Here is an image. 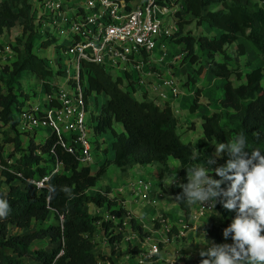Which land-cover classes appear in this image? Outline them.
Listing matches in <instances>:
<instances>
[{"label":"trees","instance_id":"1","mask_svg":"<svg viewBox=\"0 0 264 264\" xmlns=\"http://www.w3.org/2000/svg\"><path fill=\"white\" fill-rule=\"evenodd\" d=\"M258 0H177L181 8L176 12V22L181 33L178 40L182 50L192 63H198L194 71L199 76L209 70L215 76L226 79L223 86L224 96L219 100L223 110H215L203 116V135L195 142H185L178 131L179 120L175 115L171 100L163 102L149 97L147 91L141 97L133 94L137 85L130 74L126 79L114 75L105 65L86 62V71H80V80L86 85V97L96 94L93 106L92 133L95 136L93 150H102L97 137L110 132L113 136L111 148L113 159H105L96 171L91 164L80 165L78 160L62 147L55 132L48 135L44 142H35L30 137L28 147L17 158L16 152L22 149L26 137L18 131L20 120L14 117V109L25 110L27 93L21 91L22 85L15 86L20 72L28 71L43 81L45 91L52 92L57 87L50 78L56 73L34 47H49L57 41V35L35 23L32 0H0V32L10 31L20 25L22 36L13 46L16 59L0 85V126L9 127L15 134L6 133L0 141V153L6 144L14 145V152L8 157L1 156L4 168L0 170V199L8 202L10 211L6 218H0V264H99L111 260L95 252L97 223L100 221L103 236L112 243L123 242V222L129 216L128 210L116 198H110L111 188L94 194L87 190L103 179L111 164H115L121 174L126 176L136 165H158V178L163 182L173 175L169 163L171 157L179 161L178 176L180 183L187 182L186 169L206 166V161L214 154L213 142H228L239 134L246 137V151L259 149L264 155V68L256 66L243 74L241 67L233 59L247 53L244 42L250 41L264 60V8L257 6ZM195 21L198 25L208 24L220 30L219 34L193 36L182 34L185 24ZM199 48L205 56L200 61ZM239 63V62H238ZM235 76L238 83L231 77ZM244 81H241L242 77ZM19 89L20 92H16ZM104 96L99 103L98 97ZM198 96L191 110L198 105ZM116 123H121L122 131H117ZM55 148L58 159L67 172H51L47 162L48 152ZM27 149V150H26ZM37 150H39L37 152ZM108 151L107 148L103 149ZM227 153L217 158V165L227 161ZM10 161V162H9ZM48 175L47 187H39L32 180ZM7 188H4L3 185ZM230 182H225L228 187ZM64 188L69 189L68 192ZM182 192L179 187L172 189L173 199L183 211L187 220L191 216V204L174 197ZM107 206L110 218L104 219L89 213L84 205ZM223 216L216 221L211 214L210 221L204 226L208 239L216 244L226 243L223 229L228 227L237 215L236 210H226L222 204L215 207ZM232 215L231 219L228 217ZM134 230L143 231L134 217H130ZM158 225L160 224L159 221ZM156 225V226H158ZM160 227V225L158 226ZM19 232L13 233L12 230ZM177 232L173 225L168 235ZM150 235V233H145ZM264 234V233H262ZM48 239L50 246L39 245L37 241ZM231 242V236H229ZM135 251L137 247H135ZM138 251V250H137ZM201 257L185 259V264H200Z\"/></svg>","mask_w":264,"mask_h":264},{"label":"built area","instance_id":"2","mask_svg":"<svg viewBox=\"0 0 264 264\" xmlns=\"http://www.w3.org/2000/svg\"><path fill=\"white\" fill-rule=\"evenodd\" d=\"M35 23L46 28L48 22L51 31L62 35L67 33L71 39L66 47L70 57L69 67L74 66V75H67L66 82L46 93L44 104H34L31 108L20 111L22 120L20 125L24 129L48 128L55 132L58 141L80 163L88 165L94 161L92 120L93 102L91 96L86 97V85L80 80V71H86L85 63L103 64L114 75L126 77L130 74L137 85V90L151 91L158 101L171 100L178 95L177 84L169 73L150 68L151 52L155 49L159 39L171 37L172 33L179 32L176 22V12L181 8L177 0H136L130 5L128 0H33ZM6 52H11L9 45ZM163 52L161 62L165 60ZM160 62V63H161ZM134 67L140 75L135 78L130 68ZM151 84L146 87V82ZM126 79V78H125ZM169 89V92L165 89ZM136 91L133 92L135 95ZM171 96V98H170ZM0 170L4 168L1 161ZM51 172H67L58 159L55 148L48 152ZM10 162V161H9ZM209 169L214 166L206 165ZM211 171L209 172L210 175ZM48 175L32 180L39 187H47L45 181ZM225 190L227 186L222 184ZM151 182L138 180L134 186V194L139 199H149L152 203L157 196H149ZM215 209V208H214ZM214 209L205 202L191 204L190 219L210 214ZM112 216L107 214L105 219ZM130 215L125 218L123 227V242L128 244L125 256L136 257L137 264H174L170 259L163 258V249L158 241L152 242L142 237L130 224ZM166 231L171 227L167 218L162 214L155 217ZM188 220V222H189ZM161 227V226H160ZM188 224L185 223L177 230L173 237L186 236ZM208 236V232L204 231ZM168 241V240H166ZM209 245L208 247H210ZM137 247L136 253L131 248ZM156 252L153 255V252ZM99 264H113L111 260L100 261Z\"/></svg>","mask_w":264,"mask_h":264},{"label":"rangeland","instance_id":"3","mask_svg":"<svg viewBox=\"0 0 264 264\" xmlns=\"http://www.w3.org/2000/svg\"><path fill=\"white\" fill-rule=\"evenodd\" d=\"M33 1V0H32ZM130 2V5L135 4L136 0H128ZM258 6H262L264 8V0H258L257 1ZM194 23V24H193ZM198 24L195 21H191L187 24H185L182 34L186 33H193L195 34H200L202 33V30L198 28ZM207 26H209L207 24ZM194 27V29H193ZM210 27V26H209ZM216 29V28H213ZM51 26L47 22L46 23V28L44 29V33L47 31H51ZM219 30V29H217ZM68 33V32H67ZM67 33L65 35L60 34L59 32H54L55 35H57V41L50 45L49 47H34V50L36 52H39L42 56H44L47 59V62L52 65L53 70L56 72L51 78L50 81L51 83H58L59 85L64 84L66 82V76L69 75H74V66L69 67V72L65 71L66 68L70 65V57L66 53V47L70 43L71 39L68 37ZM180 31L176 33H172L171 37L165 38V39H159L156 43L155 49L151 52L150 57H151V62L150 63V68L155 69V70H160L162 72H165V74L169 73L170 76L173 77L174 81L177 84L178 88V95L175 97L170 96L171 101L174 99V103L177 104L178 98L181 96L182 99H185L184 104L186 106V112L187 113H193L191 110V105L194 104L195 99L197 97V94L199 93L200 95V90H204V86L202 87H197L196 89L193 90V86H196V83H203L205 82V74L203 76H199L196 71H194L195 68H198V63H192L190 61V57L187 55L186 52H183L182 47L183 44L179 43L178 40L180 38ZM22 36V29L20 25L15 26L13 29L10 31H4L0 32V85L4 86V80L8 77L9 72L5 71L4 66H10V64L15 60V53L13 51V46H17V39ZM245 42L244 39H240ZM246 42L249 44V51L247 52V57H244L243 64H245V67L248 65H253L254 63L256 64L257 61L260 58L261 63L260 66L264 65V60L259 53V51L256 49V47L248 40ZM9 45L12 49L11 52H6L5 46ZM197 54L200 56V61L203 63L205 62V56L203 55V52L197 47ZM5 51V52H4ZM163 52H166L165 60L163 62L160 61V59L163 57ZM258 53V54H256ZM161 62V63H160ZM132 72L134 73V77L137 78L141 72H137L134 67L130 68ZM221 78V77H220ZM149 81L146 82V87L149 88L151 82V77L148 78ZM211 81L213 80L212 78ZM201 81V82H200ZM209 81V80H208ZM234 82L238 83L236 77H234ZM213 83V82H212ZM263 84H264V79H263ZM22 85V90L23 92L27 93V97H19V100H28V104H26L25 108H31L33 104L38 103V97L41 99V101H44L46 98V91L43 85V82H41L38 78L35 77L34 74L28 73L26 77H22L20 80L16 81L15 86ZM217 85H210L208 91L216 87ZM24 88L27 90L25 91ZM220 87H217L216 90H219ZM7 88L5 87V90ZM166 91L169 92V89H165ZM16 92H20L19 89H15ZM183 91V92H182ZM142 89H138L135 93L137 97L142 96ZM208 94V92H206ZM96 94H93V106L94 104L96 105V100L94 102ZM149 97H153L154 94L153 92H149L148 94ZM193 96H195L194 101H193ZM34 97V99H33ZM37 97V99H36ZM96 99V98H95ZM35 100V102H33ZM98 101L101 105L102 102L105 101L104 96H99ZM42 105V103H40ZM44 104V102H43ZM173 104V102H172ZM220 105L215 104V109L218 108ZM14 117L18 120H22L20 111L14 109ZM193 117V115H192ZM200 119V117H199ZM193 123V122H192ZM180 130V128H179ZM202 124L200 121H198V125L196 128H188L182 135V140L184 141H196L199 136L202 135ZM18 131L22 134V137H26V139L23 141V146L22 149L16 152V156L14 158H17L19 155L23 154L25 149L28 147V143L26 140L30 137L35 138V142H44L45 138L48 135L52 134V130L48 128H38V129H24L21 125L18 126ZM6 133H11L15 134L14 130L10 131V128L0 126V141L4 139V136H6ZM93 140L95 141V136H93ZM27 150V149H26ZM39 150H37L38 152ZM96 151H93L94 154V161L91 162V168L93 171H96L98 167L100 166V163L103 162V159L96 155ZM14 152V145L13 144H6L3 147V150L1 152V155L4 157H8V155ZM102 152V151H101ZM106 154V152H104ZM103 156V155H102ZM172 158V157H171ZM48 165V164H47ZM113 166L112 169L113 173L109 175L110 173L107 172V174L111 177H114L115 174H120L119 173V168L115 164H111ZM110 166V167H111ZM106 175V177L108 176ZM179 180V179H178ZM174 180L172 182V185H177V181ZM4 188H7L6 185H3ZM220 204V203H218ZM86 206V205H84ZM87 210V209H86ZM214 216H216V221L221 222L223 221V216L219 213V211L215 208L212 212ZM162 215L167 218L163 213ZM230 219L232 215L228 216ZM157 221V220H156ZM153 229H146V231H143L140 233L142 237H152V242L158 241L163 249V258L164 259H170L171 261L174 262V264H185V259H196L199 258V252L200 250H206L207 247L204 246V239L205 234L203 231L200 230V238L199 239H194L193 241H190L189 239L186 238H177L171 241V238L174 234L177 232H174L172 236L170 237L168 235L169 231H166V229L160 225L162 230H154L158 229V226H155V221ZM188 227L187 230L191 228L190 222H187ZM98 225V232L96 234V243H95V252L100 254L101 256H105L106 258H112L111 261L113 264H137L136 257L131 256L130 258H126L125 256L127 255L128 252V244L121 241L117 243H112L109 238L108 240L105 239L103 236V230L101 229L100 226V221L97 223ZM170 227L172 228L173 225L169 223ZM158 227V228H157ZM178 230V228L176 227ZM204 229V228H202ZM120 229L117 228L115 230V233L118 232ZM186 230V231H187ZM205 231V229H204ZM13 233L19 232L18 229L12 230ZM139 232V231H138ZM145 233H150V235H146ZM192 238V237H190ZM168 240V241H166ZM226 240V239H225ZM39 242V245H44V246H50V241L48 239H45L44 241H37ZM227 244H231L232 242L229 240V238L226 240ZM135 247L131 248V253H136L137 250L135 251ZM28 264H39L36 263L35 261H27Z\"/></svg>","mask_w":264,"mask_h":264},{"label":"clouds","instance_id":"4","mask_svg":"<svg viewBox=\"0 0 264 264\" xmlns=\"http://www.w3.org/2000/svg\"><path fill=\"white\" fill-rule=\"evenodd\" d=\"M245 146L246 137L242 133L216 144L215 155L206 164H216L217 158L227 153L226 164L214 169L206 166L186 169L187 182L179 184L182 192L174 197L202 206L207 202L211 209L220 203L226 210L237 211L231 224L223 229V237L227 240L231 236L233 242H212L206 250H200V264H264V155L259 149L249 155ZM210 171L220 179H213ZM225 182H230L226 190L221 187ZM9 211L8 202L0 199V218H6Z\"/></svg>","mask_w":264,"mask_h":264},{"label":"crops","instance_id":"5","mask_svg":"<svg viewBox=\"0 0 264 264\" xmlns=\"http://www.w3.org/2000/svg\"><path fill=\"white\" fill-rule=\"evenodd\" d=\"M198 28L202 30V33L200 34L193 33V36H199L201 34L214 35V34L220 33V30L213 29L207 26L205 22L199 25ZM240 41L244 42L243 40H240ZM244 43L246 45L247 52H248L249 44L246 42V40ZM37 53L41 57H43L47 62V59L44 56H42L39 52ZM232 55L235 57V59L233 60H235L236 62L237 61L239 62V63L237 62V64L240 65L243 74L253 69L256 66H260L259 64L261 63L260 58L256 64L254 63L253 65H248L245 67V64H243V60H240V59H244V57H247V53L245 55L237 57V59H236L235 54L232 53ZM15 59H16V56H15ZM11 64H10V67H11ZM49 65L52 68V65L51 64ZM262 67L264 68V65ZM28 73H29L28 71L20 72L17 77V81L20 80L22 77L23 78L26 77ZM234 77L235 76L231 77V80L233 82H234ZM209 78H212L213 80L211 81V79ZM151 79L153 78L151 77ZM244 79L245 77L243 76L241 81H244ZM205 80H206L205 82L201 84L196 83V86H193L194 87L193 90L196 89L197 87L204 86V90L203 89L200 90V95L198 96V105H197L198 107L195 111H193V113L190 114L186 112L187 109L184 104L185 99H182L181 96L178 98L177 104L174 103V100H177V99L170 101L171 103L173 102V104L171 105L173 107L175 115L177 116L179 120L178 131L180 132L181 136L188 128L190 127L196 128L198 125V121H200L202 124L204 115H209L215 110L224 111V108L221 106L219 100L223 98L224 96L223 86L226 82V79L217 77L212 72L207 70L205 74ZM40 81L43 82L42 80ZM54 84H56L57 87L59 86V84L56 82H54ZM209 85L210 87L211 85H217V86L214 87L212 91L211 90L208 91L207 89L210 88L208 87ZM217 87H220L219 90H216ZM24 90L27 91L25 88ZM206 92H208V94H206ZM194 98L195 96H193V101H194ZM33 102H35V100H33ZM43 102L44 101H41V99L38 97V103H35V104H39V103L43 104ZM26 104H28V100L25 101V105ZM215 104H219L220 106L215 109L214 107ZM115 128L117 129V131L123 130V126L121 123H116ZM202 135H203V130H202ZM97 139H98L99 145L102 150H97L96 155L98 154V156L101 157L103 161L105 159H113L115 156V153L111 148L112 140H113L112 134L110 132H107V133H104L98 136ZM188 141H191V140H188ZM188 141H185V142H188ZM191 142H194V141H191ZM218 143L220 142L214 141L212 143L214 154H215V145ZM106 148L108 151L103 150ZM104 152H106V154ZM221 156L218 158H221ZM169 163L171 167L173 168V175L169 178H166L163 182H160L158 178V165H146V166L136 165V166H133L129 170L126 176H123L119 170L120 174H115L114 177L109 176L113 173V170H110L113 168V166L110 165L111 167L109 166L108 168V173L110 174L109 175L107 174L108 175L107 177L105 176L103 179L98 181L96 186L88 189L87 193L94 194L96 191L103 192L105 188L109 186L111 188V192L108 193V196L110 198H116L120 204H123L124 207L128 210L130 217H134L137 223L142 227V229H144V231H146V229H149V230L153 229V226H154L153 221H155V217L159 216L162 213L167 217V220L171 225H175L178 229H180L183 224L188 222V220L186 216L184 215L183 211L176 204L175 200L173 199V194H172V189L178 187L179 181H180V177L178 176L179 161L172 157L169 159ZM224 164L226 163L222 162L220 165L213 164L211 166H214V168H216ZM210 176L213 179H220V177H218L214 171H211ZM175 179L176 180L179 179L177 181V185H172V182ZM138 180H147L151 182V189L149 190V196L151 197L157 196V201L155 203H152L149 199H145V200L139 199L134 194V186L138 182ZM85 205L86 206H84V208L87 209V211L93 215H96V216L99 215L105 219L106 215L109 214L106 205L102 207L96 206L93 203H86ZM211 214L212 213L206 214L204 216H198L195 219L189 220L191 228L186 231V236L183 238L187 237V239H189L190 241H193L194 239H199L201 236L200 230L204 232V229L202 228H204V226L208 224V222L210 221ZM156 225H158L157 221H155V226ZM161 228L162 227H159L158 229H154V230H159V229L162 230ZM173 236L171 238V241L174 239H177L176 237H173ZM204 236L206 239H204L205 241L203 244L205 247L208 248V246L211 245L212 242L211 240L208 239V236L206 235ZM149 239L152 240V237H149Z\"/></svg>","mask_w":264,"mask_h":264}]
</instances>
